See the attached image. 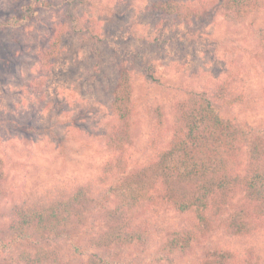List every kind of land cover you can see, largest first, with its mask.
Listing matches in <instances>:
<instances>
[{
	"label": "trees",
	"instance_id": "obj_1",
	"mask_svg": "<svg viewBox=\"0 0 264 264\" xmlns=\"http://www.w3.org/2000/svg\"><path fill=\"white\" fill-rule=\"evenodd\" d=\"M132 1L111 0L102 9L117 19L121 18V11L128 17L132 15ZM191 1L153 0L148 11L179 22L198 20L204 24L214 22L217 16L240 23L241 19L264 11V0ZM79 2L27 0L15 13L0 20V32L20 30L41 9L63 10L61 18L46 26L44 42L34 48L40 64L35 87L45 86L53 79L52 68L64 34H89L96 40L103 34L109 42L129 31V27H118L99 33L94 17L77 13ZM253 34L264 49V27L256 26ZM155 38L142 35L140 41L152 44ZM111 52L117 72L109 104L115 117L112 127H98L94 132L76 123L81 117L87 118L95 105L81 102L79 116L63 114L59 103H55L58 97L44 102V111L49 115L47 124H26L24 117L5 122L21 133L47 137L56 149L68 145L66 139L73 130L84 131L80 147L87 142H102L103 149L111 155L101 168L104 175L118 178L116 184L99 191L98 180L81 181L74 177L70 187L61 183L43 192L40 199L13 206L0 224V264H143L146 259L139 254L156 229L152 211L162 204L189 214L190 220L188 226L166 233L151 258L156 262L172 264L173 255L187 251L216 228L231 236L264 229V127L222 113L239 100L238 94L229 91L227 83H219L218 89L191 91L178 99L168 110V132L162 133L168 139H153L150 146L156 150L149 160L130 165L127 152L136 105L127 71L134 68L133 61L142 60V54L132 49L118 51L116 47ZM144 77L157 81L151 72L144 71ZM154 110L157 126L163 128L166 113L160 107ZM74 150L69 149L67 160L83 149ZM3 179L0 168V192L4 191ZM200 264L257 262L249 257L238 258L223 248L208 247L202 251Z\"/></svg>",
	"mask_w": 264,
	"mask_h": 264
},
{
	"label": "rangeland",
	"instance_id": "obj_2",
	"mask_svg": "<svg viewBox=\"0 0 264 264\" xmlns=\"http://www.w3.org/2000/svg\"><path fill=\"white\" fill-rule=\"evenodd\" d=\"M26 1L0 0V20L15 13ZM151 1L133 0L132 15L126 17L121 11V18L117 19L102 9L111 4V0H80L76 4L77 13L86 18L94 17L99 33L102 29L111 32L118 27H129V31L109 42L103 34L100 40L89 34H64L52 68L53 79L41 87L33 84L40 74L36 70L40 64L34 48L44 42L46 26L61 18L63 10L41 9L20 30L0 32V168L4 178V191L0 192V224L13 206L40 199L43 192L61 183L70 187L74 177L81 181L98 180L99 191L116 184L118 178L103 174L101 165L111 154L103 149L102 142L98 140L92 145L87 142L88 145L80 147L79 139L84 137V131L73 130L77 133H69L68 145L56 149L47 137L21 133L5 122L9 118L24 117L26 124H47L49 115L44 111V102L58 97L54 102L59 103L63 114L79 116L81 102L95 105L87 118L81 117L76 123L94 132L98 127H112L115 117L109 104L111 89L117 81L112 47L142 54V60L133 61L134 68L127 71L136 105L127 152L130 165H141L149 160L156 150L150 146L153 139L160 142L168 139L162 133L168 132V110L175 101L182 100L191 91L205 89L209 92L219 83H227L229 91L239 97L224 108V115L264 127V49L253 34L256 26L264 27V11L243 18L240 23L221 16L209 24L198 20L179 22L148 11ZM121 8L124 9L123 4ZM142 35L156 37L155 42H141ZM144 71L153 73L157 81L145 78ZM155 107L166 113L163 128L157 126ZM69 149L83 150L67 160ZM104 176L107 179L103 180ZM151 219L156 229L139 256L146 259L143 264H169L151 260L153 253L169 230L189 225L190 215L162 204L153 209ZM208 247L223 248L234 252L238 258L249 257L257 264H264V229L231 236L216 228L187 251L173 255L172 264H200L202 251Z\"/></svg>",
	"mask_w": 264,
	"mask_h": 264
}]
</instances>
